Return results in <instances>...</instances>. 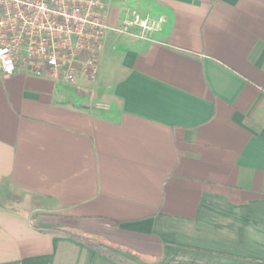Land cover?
<instances>
[{
  "label": "crops",
  "instance_id": "obj_1",
  "mask_svg": "<svg viewBox=\"0 0 264 264\" xmlns=\"http://www.w3.org/2000/svg\"><path fill=\"white\" fill-rule=\"evenodd\" d=\"M106 14L94 81L0 67V264H264V0Z\"/></svg>",
  "mask_w": 264,
  "mask_h": 264
},
{
  "label": "built area",
  "instance_id": "obj_2",
  "mask_svg": "<svg viewBox=\"0 0 264 264\" xmlns=\"http://www.w3.org/2000/svg\"><path fill=\"white\" fill-rule=\"evenodd\" d=\"M108 0H0V67L46 74L75 83L94 81L106 33L113 29L106 14ZM164 19L134 14L114 29H139L149 38ZM104 106V105H102Z\"/></svg>",
  "mask_w": 264,
  "mask_h": 264
},
{
  "label": "trees",
  "instance_id": "obj_3",
  "mask_svg": "<svg viewBox=\"0 0 264 264\" xmlns=\"http://www.w3.org/2000/svg\"><path fill=\"white\" fill-rule=\"evenodd\" d=\"M37 228H40L41 226L35 225ZM56 229H59L56 227ZM66 233L72 237H76V238H81L83 240H85L88 244H92V239H90L88 236L84 235V234H79L76 231H72V230H66Z\"/></svg>",
  "mask_w": 264,
  "mask_h": 264
},
{
  "label": "rangeland",
  "instance_id": "obj_4",
  "mask_svg": "<svg viewBox=\"0 0 264 264\" xmlns=\"http://www.w3.org/2000/svg\"><path fill=\"white\" fill-rule=\"evenodd\" d=\"M10 202H11V204L13 203V204H15L16 205V202H18V200H16V199H11L10 200ZM23 213L25 214V215H28V216H30L31 218H32V220H36V222L35 223H38L39 221V216L37 215V214H35V213H30V212H27V211H23Z\"/></svg>",
  "mask_w": 264,
  "mask_h": 264
}]
</instances>
